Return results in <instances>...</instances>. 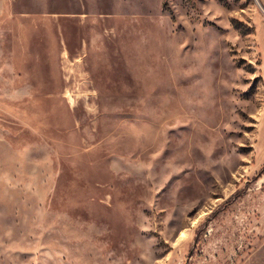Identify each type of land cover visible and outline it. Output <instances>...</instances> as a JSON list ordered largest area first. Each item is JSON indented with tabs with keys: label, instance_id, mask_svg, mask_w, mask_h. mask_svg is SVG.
I'll return each instance as SVG.
<instances>
[{
	"label": "rangeland",
	"instance_id": "1",
	"mask_svg": "<svg viewBox=\"0 0 264 264\" xmlns=\"http://www.w3.org/2000/svg\"><path fill=\"white\" fill-rule=\"evenodd\" d=\"M263 169L264 0H0V264H264Z\"/></svg>",
	"mask_w": 264,
	"mask_h": 264
},
{
	"label": "trees",
	"instance_id": "2",
	"mask_svg": "<svg viewBox=\"0 0 264 264\" xmlns=\"http://www.w3.org/2000/svg\"><path fill=\"white\" fill-rule=\"evenodd\" d=\"M264 170V169H263ZM262 170L259 172V175L261 174Z\"/></svg>",
	"mask_w": 264,
	"mask_h": 264
}]
</instances>
